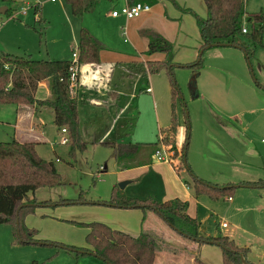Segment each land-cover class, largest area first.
I'll return each mask as SVG.
<instances>
[{
  "label": "rangeland",
  "instance_id": "rangeland-1",
  "mask_svg": "<svg viewBox=\"0 0 264 264\" xmlns=\"http://www.w3.org/2000/svg\"><path fill=\"white\" fill-rule=\"evenodd\" d=\"M37 3L40 11L36 14L34 5ZM151 5L146 28L161 33L174 47L171 63L156 74L158 84L154 88L167 89L157 97L159 129L151 108L137 117V103L131 97L127 98L132 105L122 112L121 120L114 107L109 110L88 107L89 103L80 101L79 138L86 144L82 149L75 147L72 152L71 143H62L63 136L70 138L69 133H62V128L55 124L53 112L48 111L51 108L37 105L39 109L48 108L44 113L46 125L42 134L45 141L35 138L37 152L42 158L54 161L64 184L38 189L34 196L52 203L39 206L35 212L24 216L25 224L36 230V238L48 241L46 244L21 243L15 225H0V264H109L92 252L78 253L63 247L89 246L88 230L76 221H100L132 234H140L143 230L162 236L166 244L161 250L159 264H223L221 247L205 243L197 251L195 243L173 230L152 209L144 212L139 207L110 205L115 186L120 188L123 181H129L124 189L120 188L127 197L188 201L189 212L201 222L203 235L231 236L241 246L250 248L251 258H261L264 262V189L233 187L231 199L220 191L197 196L193 175L221 184L264 179V46L257 47L250 62L245 51L235 46L207 49L197 77V88L199 92L219 89L218 94L213 101L202 95L193 98L189 83L194 72L186 65L195 61L199 54L197 16H206L204 1L159 0ZM118 7L120 3L113 7L104 1L93 12L78 17L65 0H0V54L72 59L74 51L78 50L81 27L88 28L100 40L105 34L124 48L131 44V36L128 34L130 42L126 43L127 36L121 31L127 18L123 15L114 18L111 14ZM22 8H27V12L22 13ZM246 11L264 13V0H246ZM152 55H158L160 62L167 60L163 52ZM126 65L131 66V63ZM172 89H176L175 99ZM85 90L107 93V89ZM13 105L0 103L1 141L27 134L19 129ZM101 110L104 111L99 112ZM173 114L179 129L188 126L187 161L193 174L184 163L177 171L173 160L169 159L168 146L164 145L167 151L163 148L162 138ZM110 140L159 143L165 160L153 156L151 163L139 162L124 168L114 158L112 147L104 144ZM63 198L74 203H59ZM223 222L229 226L222 227Z\"/></svg>",
  "mask_w": 264,
  "mask_h": 264
},
{
  "label": "trees",
  "instance_id": "trees-1",
  "mask_svg": "<svg viewBox=\"0 0 264 264\" xmlns=\"http://www.w3.org/2000/svg\"><path fill=\"white\" fill-rule=\"evenodd\" d=\"M71 12L78 17L93 12L101 2H109L115 7L121 0H65ZM133 4L137 1L154 3L155 0H125ZM207 13L205 17L197 16L201 35L199 54L195 61L189 63L194 74L199 76L203 67V55L207 45L235 46L246 53L247 60L254 57L257 47L264 46V13H248L246 0H204ZM37 14L39 3L34 5ZM42 18L39 17L38 21ZM247 27L244 32L243 28ZM143 34L148 38L147 54L163 52L165 61H149V71L158 73L161 68L168 66L173 59V44L158 31L146 28ZM78 67L83 63L98 62L103 48L102 41L88 28L81 27L78 39ZM73 59H36L31 55L22 56L6 52L0 54V103L1 104H30L49 107L54 113V122L58 127L66 128L70 138L72 152L75 147H85L79 136V105L70 88L71 66ZM172 66V65H171ZM170 66V67H171ZM253 69L252 67H250ZM43 80L50 82L51 95L46 99L37 97L39 83ZM175 99L176 89H172ZM174 105V103H173ZM175 114V113H174ZM173 114L172 122L166 126L162 138L163 146H168L170 160L180 171L184 166L193 174L187 161V151L190 135L188 126L185 139L178 145V123ZM37 142H20L13 138L8 141L0 140V225L16 226L17 237L21 243L46 244L48 241L36 238V230L29 228L24 222L27 213L35 212L39 206L52 203L51 200H38L35 192L40 188H53L64 184L63 178L53 160L42 158L36 149ZM113 149L114 158L124 166L132 167L136 163H151L156 151L160 150L159 143H115L104 142ZM170 145V146H169ZM170 149V150H169ZM146 153H148L147 156ZM180 159V163L174 162ZM195 178L194 191L197 196L203 193L214 194L220 191L230 198L231 188L237 186H252L264 189V179L244 181L239 184L232 182L219 184L207 181L193 174ZM30 196H33L30 198ZM73 204L74 201L63 198L59 203ZM57 203V202H56ZM110 205L114 207L152 209L160 215L168 225L195 243L200 250L202 244L217 245L222 249L223 264H257L250 257V248L239 245L234 238L224 236H205L202 234L201 222L189 213V202L180 198L164 201L157 199H137L127 197L120 188L115 186ZM88 229L86 239L88 247L64 245L66 249L80 252H92L109 264H155L166 240L148 231L133 235L120 229L113 228L100 221H76ZM243 259L245 261H243Z\"/></svg>",
  "mask_w": 264,
  "mask_h": 264
},
{
  "label": "crops",
  "instance_id": "crops-1",
  "mask_svg": "<svg viewBox=\"0 0 264 264\" xmlns=\"http://www.w3.org/2000/svg\"><path fill=\"white\" fill-rule=\"evenodd\" d=\"M158 1L159 0H155V2ZM119 3L121 6L125 4L126 1L121 0ZM118 8H114L113 10ZM205 13H207V9H205ZM143 14V17L141 15L142 18L139 16L136 19H127L126 26H121L122 34L124 36H127L126 38H124V41L126 43L130 42L128 34H130L131 36V44L129 46L121 48L122 44L116 42L115 40H113V38L105 34L100 36L103 43V48L100 52V60L98 62L83 63L79 66V76L74 95L78 100V105L80 101H82L84 103H89V105H87L88 107H103L107 110L113 107L116 108V110L118 109V113H116L118 115L117 117H119V120H121L120 117L122 112L128 110V108L132 105L130 103V99L127 98L131 97L135 99L137 103L136 110L139 113L137 117H141L144 110L148 111V108H151L156 115L153 118L155 120V125L159 129L161 120L160 107L157 97L159 93H166L167 89L154 88L155 86H157L156 84H158V79H156L157 73L153 74L149 71L148 62L158 61L159 57L158 55L152 54L146 55L148 50V38L143 34V29H146V25L148 23V19H150L151 13L149 11ZM200 44L201 35L197 46L198 51ZM127 62H130L131 66H127ZM144 80H146V82H144ZM85 89H107V93H95V91L88 92ZM144 90L146 91V94L144 93ZM218 90L219 89H203L201 90V92H199V96L202 95L203 97L208 99V101H213L218 94ZM169 94H171V90L169 91ZM50 95V82L48 80L41 81L38 86L37 97L39 99H46L50 97ZM98 96L100 97V99L96 98ZM149 103H151L150 106H148ZM13 106H15V110L17 112L16 122L20 126V131L23 133H27L26 136H24L23 134H19V137L15 139L20 142H37L36 139L45 141L42 135L44 133V128L46 125L44 113L49 107L46 109H39V106L37 105L27 104H14ZM51 110L52 109H48V111L53 112V110ZM102 111L104 110H101L99 112ZM123 121L125 123L127 119L124 118ZM186 129L187 127L182 126L178 131L177 140L179 146L182 145L185 139ZM108 133L109 131H107L105 135L107 136ZM110 142L125 143L119 140H110ZM195 246L196 248H198L196 244ZM160 259L161 252L157 257L155 264H159ZM250 259L257 264H264L261 258H259V260H254V258L250 257Z\"/></svg>",
  "mask_w": 264,
  "mask_h": 264
},
{
  "label": "built area",
  "instance_id": "built-area-1",
  "mask_svg": "<svg viewBox=\"0 0 264 264\" xmlns=\"http://www.w3.org/2000/svg\"><path fill=\"white\" fill-rule=\"evenodd\" d=\"M52 1L55 2L57 0H52ZM29 5L31 6V3ZM151 9H152L151 3L143 2V1H137L133 4L125 3V4L121 5L120 8L113 10L111 14L114 17H118V16L123 15L127 19H134V18L141 16L145 12L151 11ZM26 12H27V8H22V13H26ZM243 31L244 32L247 31L246 26L243 28ZM78 58H79V50H76V51H74L73 58H72L75 61V63L72 64V66H71L70 88H71L72 93H74V91H75V87L77 86V81H78V76H79V73H78L79 67L76 64V61H78ZM62 131H63V133H67L66 128H62ZM62 143L63 144L68 143V137L67 136H63ZM163 148L166 150V148L164 146H163ZM161 151H162V148H161V150L156 151L154 157L158 158L159 160H165V158L161 154ZM168 156L170 159L169 154H168ZM229 199H231V197ZM228 226L229 225L227 222L222 223V227L227 228Z\"/></svg>",
  "mask_w": 264,
  "mask_h": 264
},
{
  "label": "water",
  "instance_id": "water-1",
  "mask_svg": "<svg viewBox=\"0 0 264 264\" xmlns=\"http://www.w3.org/2000/svg\"><path fill=\"white\" fill-rule=\"evenodd\" d=\"M212 47H214V46L213 45H207L206 48L209 49V48H212ZM248 61L250 62V60H248ZM250 67H252V66H250ZM197 77H198L197 74H193L192 79H191V81L189 83V89L191 91V95H192L193 98L199 96V91H198V88H197ZM128 183H129V181H123V182H121L120 183V188L121 189H124L125 186ZM243 261H245V260L243 259Z\"/></svg>",
  "mask_w": 264,
  "mask_h": 264
}]
</instances>
